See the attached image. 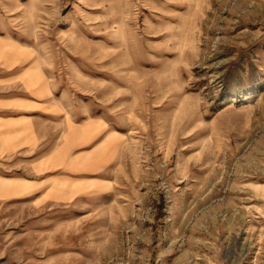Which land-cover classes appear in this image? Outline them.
<instances>
[{
    "label": "rangeland",
    "instance_id": "rangeland-1",
    "mask_svg": "<svg viewBox=\"0 0 264 264\" xmlns=\"http://www.w3.org/2000/svg\"><path fill=\"white\" fill-rule=\"evenodd\" d=\"M0 47L100 132L0 157V264H264V0H0Z\"/></svg>",
    "mask_w": 264,
    "mask_h": 264
},
{
    "label": "crops",
    "instance_id": "crops-1",
    "mask_svg": "<svg viewBox=\"0 0 264 264\" xmlns=\"http://www.w3.org/2000/svg\"><path fill=\"white\" fill-rule=\"evenodd\" d=\"M17 60L19 59L14 58V55L9 56V53L0 52V73L3 74L0 77V157L37 155L48 148V159L38 163L40 168L45 170L51 168V163H61L63 161L61 158L68 154L73 146L76 149L84 147L85 145L81 143L83 139H95L100 133H98V122L75 124L73 127L64 125L67 124L64 122L56 123V112L51 109L49 81L35 72L26 74L32 66L20 72L19 67L24 65V62L18 63ZM59 135L61 139L64 136L68 141L62 145L59 142L56 147H53L52 144ZM54 148L58 149L54 152ZM104 151L105 149L101 152V156L93 154L92 156H95L93 159L87 158V155L83 157L81 153L76 156L71 155V160H65L62 167H57L56 171L61 172L62 176L59 178L60 182L57 183L58 187L54 186V190L51 191V199L47 202L67 203L70 201L76 194V190L71 186L72 178L69 175L87 173L89 161L91 163L108 162L109 156L105 160L107 152ZM51 155L57 157L51 161ZM6 188H11V193L15 188V193H21L22 186H7Z\"/></svg>",
    "mask_w": 264,
    "mask_h": 264
}]
</instances>
